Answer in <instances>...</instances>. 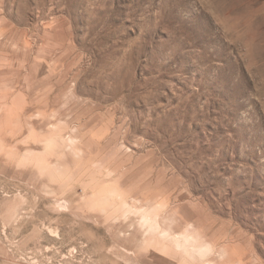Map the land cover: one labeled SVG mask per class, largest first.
I'll list each match as a JSON object with an SVG mask.
<instances>
[{
  "label": "rangeland",
  "instance_id": "obj_1",
  "mask_svg": "<svg viewBox=\"0 0 264 264\" xmlns=\"http://www.w3.org/2000/svg\"><path fill=\"white\" fill-rule=\"evenodd\" d=\"M0 264H264V0H0Z\"/></svg>",
  "mask_w": 264,
  "mask_h": 264
}]
</instances>
